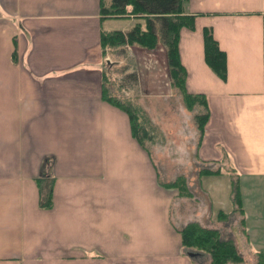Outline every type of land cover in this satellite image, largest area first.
Instances as JSON below:
<instances>
[{
    "label": "crops",
    "instance_id": "1",
    "mask_svg": "<svg viewBox=\"0 0 264 264\" xmlns=\"http://www.w3.org/2000/svg\"><path fill=\"white\" fill-rule=\"evenodd\" d=\"M187 7L185 88L208 109L196 155L228 170L240 194L263 187V238L247 250L255 264L264 250V0ZM112 17L100 0H0V264H194L178 232L184 198L159 184L126 112L101 98L100 33L115 30ZM204 26L225 53L224 79L204 61ZM158 46L130 53L142 52L151 71L154 56L166 59ZM41 182H52L47 208Z\"/></svg>",
    "mask_w": 264,
    "mask_h": 264
},
{
    "label": "rangeland",
    "instance_id": "2",
    "mask_svg": "<svg viewBox=\"0 0 264 264\" xmlns=\"http://www.w3.org/2000/svg\"><path fill=\"white\" fill-rule=\"evenodd\" d=\"M137 21L143 23L138 17L111 18L113 28L119 30H128ZM157 45L159 49L163 47L160 42ZM106 54L109 62L106 64L104 59L102 62L108 70L112 90L115 94L123 92L121 89L127 90L124 94L131 96L133 101L140 105L152 124L153 141L146 142L147 147L144 148L157 165L159 179L168 181L175 175L182 174L187 176L189 185L194 186L195 197H183L182 210L186 219H196L201 224L218 227L223 237L235 238L243 258H247L243 264H253V258L247 250L252 254L261 242L256 237L259 235L263 238L259 217L263 187L258 185L251 195L242 188L240 198L242 195L243 210L240 213L237 206H233V181L228 170L221 167L222 173L203 175L197 180L196 169L200 162L194 153H196L199 133L193 117L203 110L202 106L195 105L192 109H188L183 105L180 93L170 84L166 59L163 62L160 54L154 56L159 61L158 68L154 69L155 64H152L151 71H148L145 55L141 52L137 59L134 58L130 53V46L106 49ZM164 54L165 51L163 58ZM131 71L135 72L136 79L127 77ZM220 210L228 215L218 220L217 213ZM205 219H207L206 223ZM198 254L193 256L197 260L194 264H209L207 255Z\"/></svg>",
    "mask_w": 264,
    "mask_h": 264
},
{
    "label": "trees",
    "instance_id": "3",
    "mask_svg": "<svg viewBox=\"0 0 264 264\" xmlns=\"http://www.w3.org/2000/svg\"><path fill=\"white\" fill-rule=\"evenodd\" d=\"M187 2L188 0H109L105 3L104 0H100V13L102 15L113 17L132 16L133 18H141L143 21V23L140 21L135 22L126 31L119 29L102 31L100 33V46L101 54L104 55L106 49H115L126 43L148 49L154 48L159 42L161 43L165 51L170 84L180 93L183 105L188 109H192L195 105L202 106L203 110L193 117L199 133L197 148L203 135L204 124L208 118V109L203 94L190 93L185 88L186 70L180 61L178 51L179 31L182 27L192 29L195 16L189 12ZM202 38L205 63L217 76L224 79L226 77L225 53L220 49L210 26L202 28ZM13 57H15L14 53H12V59ZM127 77L136 79L135 72L131 71L127 74ZM109 82L108 70L104 68L102 70L101 98L126 112L129 117L131 135L142 147L146 148V142L153 141L152 124L146 112L135 100L133 101L131 96L124 94L127 90L124 91L120 88L123 92L115 94ZM199 162L196 169L197 180L203 175L221 173L219 165L214 167L208 163L209 161L201 160ZM231 180L233 181L232 198L234 205L242 212L238 179ZM158 182L164 187L175 189L179 197H195L194 186L189 185L185 175H175L168 181L158 178ZM42 184L43 182L39 184V190H44V193H42L43 196L39 201V206L47 208L51 206L52 182H49L45 189L41 186ZM196 193H198V190ZM227 215L228 213L220 210L217 213V218L221 220L226 218ZM178 232L183 248L186 251L207 255L209 264H228L243 261L242 253L239 251L235 238L223 237L218 227L204 225L198 220L192 219L178 227ZM255 255V264H264V250L256 252Z\"/></svg>",
    "mask_w": 264,
    "mask_h": 264
},
{
    "label": "water",
    "instance_id": "4",
    "mask_svg": "<svg viewBox=\"0 0 264 264\" xmlns=\"http://www.w3.org/2000/svg\"><path fill=\"white\" fill-rule=\"evenodd\" d=\"M188 255L189 256H193V255H195V253L194 252H189Z\"/></svg>",
    "mask_w": 264,
    "mask_h": 264
}]
</instances>
